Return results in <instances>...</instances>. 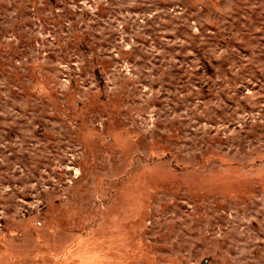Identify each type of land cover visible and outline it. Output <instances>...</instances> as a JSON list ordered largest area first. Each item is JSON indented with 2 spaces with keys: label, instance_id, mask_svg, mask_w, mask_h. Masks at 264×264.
Wrapping results in <instances>:
<instances>
[{
  "label": "rangeland",
  "instance_id": "obj_1",
  "mask_svg": "<svg viewBox=\"0 0 264 264\" xmlns=\"http://www.w3.org/2000/svg\"><path fill=\"white\" fill-rule=\"evenodd\" d=\"M0 264H264V0H0Z\"/></svg>",
  "mask_w": 264,
  "mask_h": 264
}]
</instances>
